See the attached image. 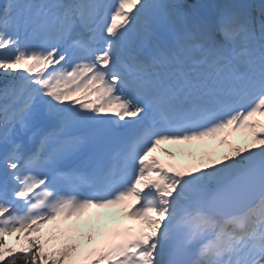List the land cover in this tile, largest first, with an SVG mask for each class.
<instances>
[{
	"label": "snow or ice",
	"instance_id": "6c2138e0",
	"mask_svg": "<svg viewBox=\"0 0 264 264\" xmlns=\"http://www.w3.org/2000/svg\"><path fill=\"white\" fill-rule=\"evenodd\" d=\"M0 81V264H264V3L4 0ZM239 131L204 169L153 155ZM91 209L138 223L80 233Z\"/></svg>",
	"mask_w": 264,
	"mask_h": 264
},
{
	"label": "rangeland",
	"instance_id": "374dc122",
	"mask_svg": "<svg viewBox=\"0 0 264 264\" xmlns=\"http://www.w3.org/2000/svg\"><path fill=\"white\" fill-rule=\"evenodd\" d=\"M216 158V157H215ZM79 239V238H78ZM99 240V239H98ZM8 245L9 246H16L17 243L13 240V239H10L7 241ZM93 247L92 244H90L89 242H87L85 239H84V243H83V246H82V251H87L89 248Z\"/></svg>",
	"mask_w": 264,
	"mask_h": 264
},
{
	"label": "trees",
	"instance_id": "16d2710c",
	"mask_svg": "<svg viewBox=\"0 0 264 264\" xmlns=\"http://www.w3.org/2000/svg\"><path fill=\"white\" fill-rule=\"evenodd\" d=\"M231 156H234V155L232 154ZM16 242H17V240H16ZM21 264H22V262H21ZM49 264H51V262H49Z\"/></svg>",
	"mask_w": 264,
	"mask_h": 264
}]
</instances>
